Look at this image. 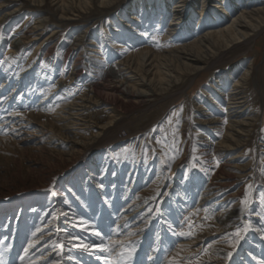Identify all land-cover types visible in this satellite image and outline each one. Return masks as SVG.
I'll return each mask as SVG.
<instances>
[{
	"label": "rangeland",
	"instance_id": "374dc122",
	"mask_svg": "<svg viewBox=\"0 0 264 264\" xmlns=\"http://www.w3.org/2000/svg\"><path fill=\"white\" fill-rule=\"evenodd\" d=\"M29 2L0 5V15L19 8L0 22V264H105L113 259L109 253L74 245L117 240L135 249L123 264H264V29L209 59L200 76L181 74L136 103L109 89L119 78L87 71L80 52L103 64L148 52L146 65L154 71L157 61L149 64L148 57L168 56L222 24L212 2L185 0L190 27L178 38L167 32L170 16L140 24L133 38L119 36L120 20L134 6L161 0H115L108 8L92 1L60 22L49 0ZM165 3L171 11L174 0ZM36 15L48 16L44 37L54 32L40 48L31 41ZM84 28L83 51L72 50ZM22 34L26 40L15 50L12 42ZM247 66L246 109L257 117L244 142L221 155L206 144L222 140L230 118L223 106L209 109L208 94L227 74L233 85ZM150 74L156 83L159 75ZM72 101L78 109L76 103L89 105L75 111L83 121L77 134L58 120ZM209 114L220 119L217 128L199 121ZM246 193L248 203L241 204ZM234 205L244 211L240 218L221 223Z\"/></svg>",
	"mask_w": 264,
	"mask_h": 264
},
{
	"label": "bare ground",
	"instance_id": "6f19581e",
	"mask_svg": "<svg viewBox=\"0 0 264 264\" xmlns=\"http://www.w3.org/2000/svg\"><path fill=\"white\" fill-rule=\"evenodd\" d=\"M5 1L2 2V4H4ZM29 1V4L32 6H37L45 2V0ZM49 1L51 2L54 10L60 12L59 16L56 17L57 19H59L60 22L71 20V16H75L73 15L75 14L74 12L78 11L76 10V8L83 12L86 7H91L90 4L92 1H95L101 7L108 8L115 0ZM165 1L166 0H161V2H158L156 4L151 2L149 4L142 3L141 5L134 6L132 12H129V14L131 13V15L124 19V21L120 20L124 24H121V28L118 30L120 32L122 31L119 36L133 38L135 37V32L139 30L138 27L140 26V24H145L148 21L156 20V18L159 17L165 18L167 16H170V22L167 24V32L177 38L181 35L185 37L190 27L186 19L188 17H191L192 11H186L185 0H174L171 11L168 10L169 8L166 7ZM210 2H212V5L209 4V8H211V10L213 11H217V20L222 22V24H216L217 27L214 29L206 31L202 30L203 32H201L196 37L194 36V39L192 41L177 46L175 49L169 51L167 53L168 56H153V58L148 57V60L150 61L149 64H152L154 60L157 61V64H154L156 66V70L153 71L146 65L148 61L146 60L145 56L148 55V52H141V55L134 57L132 56L125 60L123 64L120 62H106L103 64V62L100 61V57L96 55H90L88 53L84 56L83 52H80V56H83V58L87 62L86 70L97 73L96 70L98 69V72L101 74L102 77L112 76L114 78H119V80L117 81L119 84L114 85L109 89L112 92H118V90L120 89L122 90V95H125L127 99L135 101L137 103V101L150 99L155 94H157L158 91L162 92L167 89L171 84L178 82L181 74L190 76L191 78H196L200 76L204 70L211 67V64L207 62L209 59L217 58L218 56L216 55L220 54L221 52L223 53L229 50L230 48H233L237 44H246L254 40V38L264 29V0H209V3ZM225 3H227V6L229 7L228 9H226L227 7L224 8ZM136 7H138V10L133 13L134 10H136ZM18 10V7H14L11 10L3 12L0 15V22L4 21L5 19H8L7 17H10V15L16 13ZM234 10L235 12L232 13ZM50 12L52 11L50 10ZM61 12H68L67 16L64 14L62 15ZM204 12L205 10L203 8L199 9V15H201L197 18L199 21L203 19L202 17ZM41 15H36L34 20L35 24L31 27L30 30V32L34 33V36L31 38V41H40L38 44V48L46 45L45 43L49 39V36L54 33L52 32L47 37L43 36V26L47 22L48 16H46L47 14L44 16ZM1 24H3V22ZM62 24L64 23L62 22ZM87 33V28H84V30H81L76 33V36L73 39V44L71 46L72 50L80 48L81 51H83V41L85 40ZM25 38L26 37H24V35L15 38L12 42L13 48L17 50L24 43V41L26 40ZM105 39L106 36H102L103 44L105 43ZM91 43L92 42H89V44ZM94 52L98 53L97 50H95ZM79 62L81 63V58L79 59ZM80 63L77 64L79 67V69L77 70H80L81 68ZM118 64L120 67L118 66ZM251 70L252 66H247L246 73H243L239 77V79H237L231 86H229V78H231V75L227 74L226 77L220 78L218 80L219 83L217 84L219 86H213L214 88L208 94L209 101L207 102V104L209 106V109L214 111L215 108L213 107V105H215V107L223 106L222 109L224 110V112L227 113L228 117L230 118L227 127L228 131L225 132L223 136L221 135L223 137L221 138L222 140L218 141L214 146L210 142H207L206 144L207 146L211 145L214 148V151H217V153L221 155L226 154L227 151H231L234 147H238L241 143H243L245 137L247 136V134H249V127L256 120L257 116L255 112L251 109H246L247 95H245L244 92V85L247 84L249 80ZM151 71L153 75H159V79L156 80V83L154 78H152L153 76H149L151 75ZM219 87H221V89ZM226 87L229 88L226 89ZM84 102L82 104L76 103L75 106H79L80 110L89 108V105L85 104ZM64 108L66 110H61V113H64L65 115H61L60 119L58 120L67 122V124L64 123L62 125L64 130H67L69 133L77 134L76 130L79 129V127L77 128V125H81L83 122H81L82 118L78 117L80 112H75L79 109L77 107H74V102ZM201 110L203 111L206 109L202 107ZM205 117L206 118L201 119L199 121L204 125H211L210 128H217L215 124H217L220 119H217L216 117L210 114L206 115ZM107 125L110 126L111 123L109 122V124ZM107 125L100 126L98 127V129L104 130ZM100 133L101 131L99 130L98 134ZM236 206L237 205H234L230 208L228 216L224 220H221V223H230L233 222L235 219L240 218L241 214L244 211L242 212V209L237 208ZM189 244H193V242Z\"/></svg>",
	"mask_w": 264,
	"mask_h": 264
},
{
	"label": "snow or ice",
	"instance_id": "6c2138e0",
	"mask_svg": "<svg viewBox=\"0 0 264 264\" xmlns=\"http://www.w3.org/2000/svg\"><path fill=\"white\" fill-rule=\"evenodd\" d=\"M57 193L53 192L52 195L55 196ZM248 200H247V193L245 194V198L241 200V204H247ZM262 203H264V198H262ZM157 212L160 211L159 208H157L156 210ZM81 227H85V225L83 223H81L80 225ZM249 225L245 226L244 231H247ZM39 231V229L37 230ZM93 234L96 236H101V233L99 231H96L95 229H92ZM241 230L237 229L236 230V235L239 236ZM36 233H33V235H35ZM183 234V233H182ZM242 238V237H241ZM71 239H79L77 237H72ZM238 243V241H237ZM235 244L232 245L233 250H235ZM29 247H31V245H29ZM74 247L77 248H81L84 251H89L90 248L94 249V248H99L102 252L105 253H109V255H111L113 257V259L111 261H109L107 258L105 259V264H123V261H126L128 259H130V255L131 252H134L135 249H127L125 247V242L122 241H109L108 243H101V244H93V245H88V244H76L74 245ZM117 247H119L121 249V251L117 252ZM28 249H25V253H27ZM206 251V250H205ZM232 256V252L228 253V257ZM227 259V257H226Z\"/></svg>",
	"mask_w": 264,
	"mask_h": 264
}]
</instances>
